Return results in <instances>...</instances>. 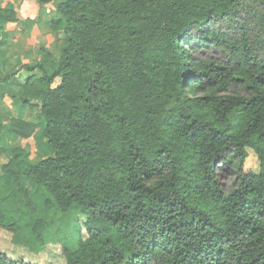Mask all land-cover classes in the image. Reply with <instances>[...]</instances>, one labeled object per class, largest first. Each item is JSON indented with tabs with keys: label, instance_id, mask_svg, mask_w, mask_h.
<instances>
[{
	"label": "trees",
	"instance_id": "16d2710c",
	"mask_svg": "<svg viewBox=\"0 0 264 264\" xmlns=\"http://www.w3.org/2000/svg\"><path fill=\"white\" fill-rule=\"evenodd\" d=\"M37 1H58L53 71L4 70L19 16L0 7V84L39 119L0 124V173L86 216L64 264H264V0ZM40 130L49 154L32 162L18 141ZM49 225L33 223L43 244ZM0 227L21 225L0 207Z\"/></svg>",
	"mask_w": 264,
	"mask_h": 264
},
{
	"label": "rangeland",
	"instance_id": "374dc122",
	"mask_svg": "<svg viewBox=\"0 0 264 264\" xmlns=\"http://www.w3.org/2000/svg\"><path fill=\"white\" fill-rule=\"evenodd\" d=\"M26 2L27 0H18V2ZM30 6L24 7L27 9H21V21L12 25V28H16V32L13 35V42L9 45L12 53H7L4 56V70L7 71L11 67L23 65L25 63L34 64L42 62L49 71L54 70L53 61L58 58L61 50V44H57L56 36L53 35L49 39L45 37V33L48 26L34 27L25 20L28 10H32L37 0H28ZM58 2V1H56ZM23 5V4H21ZM47 15L48 19L57 17L58 13L51 6ZM51 22V20H50ZM28 31H31V33ZM34 33V34H33ZM34 35V36H33ZM32 36V39H31ZM31 40V41H30ZM46 42H43L45 41ZM31 42V44H30ZM19 43L25 48H30L31 51L20 52L24 53L23 58H16L18 53ZM42 43L48 44L50 47L41 46ZM42 47V53H38L39 47ZM49 48L52 54H49L45 48ZM10 50V49H9ZM20 50V49H19ZM40 52V51H39ZM210 55L215 59H223L220 51H213ZM28 76V71L22 68L16 74V79L24 81ZM59 79L56 80V83ZM0 89L6 91V96L2 104H0V124L9 126L10 117L12 112L14 116H21L26 119L39 120L37 116L36 106H24L20 102H16L11 97V94H15L18 88L7 86L6 84H0ZM23 107V108H22ZM19 144H23L26 150L29 151V158L32 162H36L42 157L49 154L45 139L43 138L42 131L40 130L35 137L31 138L28 142L18 141ZM17 144V143H14ZM8 155H4L0 158L1 163L7 161ZM257 159L254 155L249 156L244 165L246 172L257 168ZM221 180L223 187L229 190L235 179V171L231 168L223 167L220 169ZM27 188L23 191L14 189L10 182V179L5 174L0 173V207L5 210L7 222L18 221L21 228L17 234L13 231L0 227V252L6 253L13 258L23 257L28 261L37 264H64L66 261L63 245H67L74 249L77 245V241L80 235V225L83 227L86 220V216L79 215L75 208H72L68 212H62L57 210L54 204L47 206L45 201L49 198H53L50 192L40 191L30 183L26 182ZM37 216L46 218L50 221L48 230L43 234L45 244L38 241L33 233V223ZM80 223V224H79ZM84 236H86V230L83 227Z\"/></svg>",
	"mask_w": 264,
	"mask_h": 264
},
{
	"label": "crops",
	"instance_id": "0c3cea01",
	"mask_svg": "<svg viewBox=\"0 0 264 264\" xmlns=\"http://www.w3.org/2000/svg\"><path fill=\"white\" fill-rule=\"evenodd\" d=\"M35 1V0H34ZM30 2L27 0L25 3L24 2H21V1H19L18 2V0H0V7H10V6H14L15 8H16V10L18 11V16H19V19H18V21H16V23H18V22H20L22 19H21V9H24L25 7H28V6H30V4H29ZM21 4H23V5H21ZM24 4L26 5L25 7H24ZM51 6H53L54 7V10H56V12H57V2L56 1H54V2H52V3H48V4H43V5H41L40 3H38V1L36 2V5H34V6H32V7H34V10H35V12L33 13V11L30 9V10H28L27 12L28 13H26L25 12V15H27V17L25 18V20L27 21V22H29V24L31 23V25H34L33 26V28L36 26V27H39V26H48V29H47V31L45 32V33H43V35L45 36V37H48V39L51 37V36H53L54 35V33H53V31H52V29H51V27H50V24H51V22H50V20H52V19H48L47 18V15L49 14L48 12H49V10H50V7ZM25 9H27V8H25ZM9 24H13V23H9ZM7 26V30H8V37H9V45L13 42V35L15 34V32L17 31L16 30V28H12V26ZM31 33V31H28V33ZM34 34V33H33ZM53 34V35H52ZM34 36V35H33ZM31 39H32V36H31ZM31 41V40H30ZM43 42H46V40L45 41H43ZM30 44H31V42H30ZM58 44V43H57ZM47 45V47H50L48 44H45V43H42L41 44V46L43 47V46H46ZM39 47V49H38V53H42V47ZM24 48V46L22 47V45L19 43V48H18V53H20V52H23V51H27V52H29V51H31V49L30 48H25V50L23 49ZM45 48V47H44ZM10 49V50H9ZM20 49V50H19ZM49 49V48H48ZM47 48H45V50L47 51L48 50ZM25 51V52H26ZM40 51V52H39ZM48 51H50V50H48ZM8 53L9 54H11L12 53V51H11V48L9 47L8 48ZM24 53H20V55H22V56H19V55H15V57L16 58H19V57H21L20 59H22L23 58V55ZM6 60V59H5ZM4 60V61H5Z\"/></svg>",
	"mask_w": 264,
	"mask_h": 264
}]
</instances>
